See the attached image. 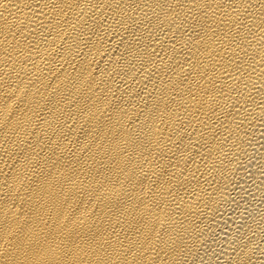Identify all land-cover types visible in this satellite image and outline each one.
<instances>
[{
	"label": "bare ground",
	"instance_id": "obj_1",
	"mask_svg": "<svg viewBox=\"0 0 264 264\" xmlns=\"http://www.w3.org/2000/svg\"><path fill=\"white\" fill-rule=\"evenodd\" d=\"M0 264H264V0H0Z\"/></svg>",
	"mask_w": 264,
	"mask_h": 264
}]
</instances>
